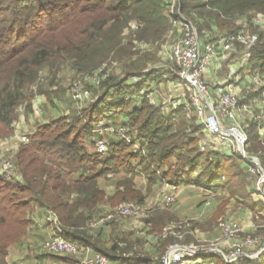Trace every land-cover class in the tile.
<instances>
[{"label": "trees", "instance_id": "obj_1", "mask_svg": "<svg viewBox=\"0 0 264 264\" xmlns=\"http://www.w3.org/2000/svg\"><path fill=\"white\" fill-rule=\"evenodd\" d=\"M168 1L0 0V134L10 130L21 106L30 116L40 95L56 107L57 101L66 103L60 92L52 90L55 74L61 69L70 67L78 75L90 76L104 64L116 61L114 68L118 70L113 75L108 67L106 79H101L99 85H88L91 93L100 95L96 102L80 112L71 110L68 115H56L31 127L29 142L23 143L15 156L20 179L0 176V264H15L7 260L10 247L33 223L29 215L35 206L54 211L59 217L60 233L105 254L109 264H161L168 249L180 242L177 233L159 236L178 220L174 213L156 210L138 232L107 228L111 224L119 227L113 222L91 227L103 202L145 200L134 178L128 176L119 179L116 199H107L102 180L111 173L139 168L150 186L191 182L185 180V174L196 175L200 186L226 187L232 197L244 201L248 198L253 178L247 160L221 151H201L203 126L194 116L189 117L186 106L173 110L177 118L172 120L149 98L138 95L150 88L149 83L168 78L167 71L160 73L150 67L159 61L156 56H137L134 51L136 41L154 44L165 38L172 26L171 15L165 11ZM178 1V9L186 17L199 21L204 38L221 30L236 33L247 19V28L257 40L246 67L253 65L264 76V24L255 26L250 20L251 15H264V0ZM132 25L138 28L130 29ZM129 29L131 33L126 36ZM44 70L50 73L49 81L36 90ZM134 76L141 80L133 82ZM263 91H257L262 100ZM136 93L132 99H125ZM258 110H263L264 116V108ZM102 118H117L113 123L131 129L143 150L135 151L132 145L113 141L108 153L98 154L93 127ZM250 119L254 120L248 119L247 131L252 125ZM262 128L264 123L257 128L258 136L248 131L246 151L258 156L264 166V149L262 154L255 152L257 142L264 147ZM249 206L264 210V202ZM50 255L64 259L60 254ZM203 260L232 264L220 254L205 252L191 264H203ZM234 264H264V251L259 261L241 257Z\"/></svg>", "mask_w": 264, "mask_h": 264}, {"label": "built area", "instance_id": "obj_2", "mask_svg": "<svg viewBox=\"0 0 264 264\" xmlns=\"http://www.w3.org/2000/svg\"><path fill=\"white\" fill-rule=\"evenodd\" d=\"M175 2L177 11L174 9ZM167 3V9L172 7L170 9L172 26L168 32L174 35V39L173 43L166 44L161 52L163 54L162 57L167 58V63H169V60H172L173 65L171 67L174 74L170 73L171 71H167L168 73L165 76L166 78L168 77V80H173L175 85H181L184 91L177 98L171 96L168 104L164 102L160 104L152 98L153 96L157 97V92L154 88L143 89L142 96L149 98L154 105L161 107L165 113L166 107H170V110H167V114L170 115L169 117L172 120H176L177 118L176 114H173V110L180 106H186L189 117L194 116L196 121L203 126V135L199 141L201 151H221L229 155H238L247 160L250 163L249 172L253 176L256 191L258 190L259 192H257L264 198V166L258 156L251 155L246 151L249 137L246 130L247 125L244 123L245 117L246 119L247 117H252L260 120L263 117V110L257 111V108H264V103L261 104L258 101L254 103L255 105H252L250 102L240 103V88L237 84V79L233 77L236 71L230 70L231 67L227 72L228 76L224 79H218L214 85L209 82L207 76V72L211 67H214L216 71L220 70L223 67L222 60L228 58L230 54L240 55L242 53L234 46L237 42L244 47L239 66L242 72L248 64L251 56L250 50L257 40V35L249 32L247 28L248 20L245 19L243 22L241 21L244 28L240 31L236 33H223V36L218 41L209 42L203 46L202 36L198 27L178 9L179 1L171 0ZM250 20L255 26H261L264 24V15H251ZM132 28L137 29L138 26L132 25ZM152 45L149 42L136 41L135 49L137 51H149ZM222 53H226V55L223 57ZM107 66H102L97 73L90 75L92 77L90 81L92 84H100L101 79L104 80L108 77L109 73H105V69L108 68ZM169 74L172 75L169 76ZM248 77L252 85L264 88V76L259 72L253 75L247 74L246 79ZM140 80L141 77L138 76L132 78L133 82H139ZM186 89L187 93L185 94ZM72 92L75 99H81L83 94H85L78 83L74 85ZM262 95L264 96V91ZM133 97L134 95H128L125 99L130 100ZM36 107L38 108V104H36ZM263 131L264 129L262 128L261 132L263 133ZM93 133L96 136L94 143L95 151L98 154L104 155L109 152V145H111L110 137L118 143L132 145L135 151L143 150V146L135 141V136L131 129L126 126H115L100 121L94 125ZM18 135L20 139L16 144L11 146L13 155L18 153L22 143L29 141L31 132L28 130L24 132L19 131ZM6 145L7 142L0 138V176L9 180L20 179L15 158L12 153L8 154L9 149H6ZM166 187L168 191L163 193L160 200L162 207L174 203L179 192L178 183L166 182ZM141 214L143 212L137 202L125 201L116 205L110 213L95 217L90 225L92 228H98L117 219L138 217ZM48 221L56 224L57 227L59 226V217L52 211L48 216ZM221 228L228 235H238L242 230L241 226L234 221H224L221 223ZM171 233L175 234L174 229H169L168 233L164 232L159 236L166 238ZM258 246L257 239L248 236L242 239L241 242L234 243L235 251L231 256L224 257L229 263H233L243 254V249L246 247L257 248ZM88 247L84 241L72 240L60 232L51 236L44 244V249L48 253L83 255L80 264L110 263L109 258L101 252L86 255L85 252H87ZM263 249L264 247L261 250ZM202 252L204 251L197 250L192 245L175 244L163 256L161 264H191L194 258Z\"/></svg>", "mask_w": 264, "mask_h": 264}, {"label": "rangeland", "instance_id": "obj_3", "mask_svg": "<svg viewBox=\"0 0 264 264\" xmlns=\"http://www.w3.org/2000/svg\"><path fill=\"white\" fill-rule=\"evenodd\" d=\"M172 9V7L170 8ZM170 9H165L167 14H170ZM175 11L176 10V2L174 6ZM172 20V17H171ZM191 20V19H190ZM192 21V20H191ZM193 22V21H192ZM198 28H201V24L199 21L194 20L193 22ZM132 29V26L131 28ZM130 29L126 31L125 35L128 36V33H131ZM249 30V29H248ZM249 32H252L249 30ZM209 35V34H208ZM201 39L203 41V46H205L209 42H216L223 36V30L219 32H210L209 38H204L203 35H201ZM174 35L170 34L168 32L164 39L161 41H158V43H154L152 47L148 50H141L137 51L134 48V51H137V56H142L145 54H151L156 56L157 63H155L152 67L154 70H158L160 73H164L165 71H171L170 73L174 74V71H172L171 65H173L172 60H169V63H167L166 59L162 57L163 47L166 44L173 43ZM209 39V40H208ZM127 41V38H126ZM236 48L243 53L244 47L240 45L238 42L235 43ZM241 53V54H242ZM241 54L239 56H241ZM226 53H222V56L224 57ZM235 60V54H230L228 58L222 60L223 67L220 70H217L216 74H219L221 76L220 79L226 78L228 75V71L230 68L231 60ZM115 63V64H114ZM67 65V64H65ZM108 65V66H107ZM109 67V73L110 74H117L118 70L114 68V66H117L116 61L112 64L106 63L103 65V67ZM232 70V69H230ZM236 73L233 75L234 78L237 79V84L240 88L239 93V100L240 103L250 102L252 105H255L254 103L258 101V103H264L262 98L257 94V91H260L261 88L256 87L252 85L249 81V77L246 79L245 74L253 75L257 73L258 69H256L253 65H248L242 73H238V70H236ZM51 77H54V74H51ZM242 75H244L242 77ZM56 77V84L54 87H52L53 91L60 92L61 95H63L68 103H71L72 109L75 111H81L85 107L89 106L91 103L96 102L100 95L90 93L88 85H99L98 83H91L92 77L90 76H83L78 75L74 70H72L70 67H65L60 70L59 73L55 74ZM238 77V78H237ZM50 78V73L46 70L41 73L39 77V81L37 86H35L36 90L38 86L45 84L47 85ZM178 83H180L178 80H176ZM234 81V80H233ZM175 82V83H177ZM211 84H215L216 81H209ZM79 84L81 90L85 92L83 94V97L81 99H75L73 97L72 89L75 84ZM150 88H154L157 92V97L153 96L152 98L159 102L160 104L162 102L167 103L169 102L171 96L177 98L181 96V94L184 91V88H182L181 85H175L173 80L168 79H162L158 82H151ZM214 87V86H213ZM149 88V89H150ZM89 92V93H88ZM138 93V92H137ZM134 94V96H137ZM143 90L138 93V95H142ZM187 93V89L185 90V94ZM61 96V97H63ZM147 96V95H146ZM263 96V95H262ZM144 97V96H143ZM151 98V99H152ZM37 99H41V105H38V108L35 107L34 112L27 116L25 114L24 106H21L19 108L20 115L19 118L13 123L10 130H7L4 134H0V138L5 140L7 142L6 149L8 148V154H11V146L13 144H16L18 142L19 138V131L24 132L25 130L30 131L31 127H36L35 125H38L39 123H42V121H39L35 119L36 115L39 119V113H41V107L43 106L44 110L46 107L49 109V118L53 119L55 115H60L62 112L64 115H68L65 109H63L62 105L59 104L58 111L54 112V105L50 104L47 100V98L43 95H40ZM61 102V101H60ZM258 105V104H257ZM42 109V110H43ZM38 110V111H37ZM69 110V113L71 112ZM167 110H170V107H166V113ZM36 114V115H35ZM35 120L33 124L30 121ZM246 119V117H245ZM244 123L248 126V117L245 120ZM254 120L250 119V129L248 131L252 134H255L258 136L257 128L259 124L264 123V116L257 120L253 118ZM100 121L106 122V118H102L94 123V125ZM113 122L117 121V118H112ZM247 131V132H248ZM96 136H94L95 139ZM113 139L110 137V143L112 145ZM29 142V141H28ZM23 144V143H22ZM21 144V145H22ZM258 149L255 151L257 154H262L264 147L260 145L258 142ZM20 145V147H21ZM109 145V147H111ZM95 148V143H94ZM20 149V148H19ZM13 155V153H12ZM16 154L13 155L15 158ZM16 163V162H15ZM250 171V170H249ZM130 173L128 174V176ZM185 180H190L191 182H184L182 184H179L178 188V194L176 201L166 207H162L160 205V200L163 196L164 192H167L168 189L166 185L162 183H157L156 185H149V182L145 180L146 183H143L140 180V175H134L133 173L130 176H133L134 178L137 176V186L140 187V189L143 192V195L145 197V200L142 203H138L142 209L143 214L138 217H132V218H124V219H117L113 223H115L117 226L121 225L123 228L115 227L114 225H109L107 228L113 230V231H126L127 233L131 232V229H140L143 227L144 220L151 217L153 212L156 210H164L169 213H174L177 217V221L171 222L167 227L164 228V230L160 233L169 231V229H174L175 233H177L180 242L177 244L190 246L192 245L197 250L204 251L205 253H217L221 256H231V254L235 251L234 243L241 242L242 239L245 237H254L257 239L259 246L257 248H251L246 247L243 249V254L237 259V261L241 257H248L250 259H254V261H259L261 254L263 253L264 249L261 250L264 247V210H253L249 204L250 203H261L264 202V198L261 194H259L256 191V185H254V180L251 181L250 185L248 186V192L249 196L248 198L244 200H240L242 198H236L232 197L230 195V192L226 187H218V188H207L200 186L196 184V175H190L188 176L185 174ZM20 178V176H19ZM253 178V176L251 177ZM118 175L114 174L109 175L103 180V184L106 187L107 190V199H116V190L118 183ZM261 192V191H260ZM156 197H160V199H155ZM125 201H134V200H120V201H114L111 203L108 200L107 208H104V210L100 213V215L110 213L113 211V209L118 205L119 203L125 202ZM263 211V212H262ZM33 212V211H31ZM98 215V216H100ZM28 217V216H27ZM97 217V216H96ZM224 221H234L237 222L241 226V232L238 235H228L224 233V231L221 228V223ZM49 223L50 228V235L52 233H55V230L57 229L54 223H51L47 220ZM112 223V222H111ZM134 226V227H133ZM34 223L30 224V226L27 227V231L24 233V235L21 237L20 240L17 242H14L13 245L10 247L9 255L7 256V259L9 262H13L15 264H80L82 256L83 255H72V254H60L62 259L59 258H51V253H48L44 249V242L48 238L47 233L42 230V228L38 231L41 235L34 236ZM95 229V228H94ZM127 229V230H125ZM179 229V230H178ZM177 230L179 232H177ZM37 231V230H36ZM43 235V236H42ZM49 235V236H50ZM190 235L189 241L188 239ZM169 236V235H168ZM33 237V238H32ZM43 238L41 242H39V239ZM261 250V251H260ZM259 252V254H258ZM63 255V256H62ZM197 258V257H196ZM194 258V260L196 259ZM226 260V258L224 257ZM227 261V260H226ZM236 261V262H237ZM228 262V261H227ZM233 262L232 264L236 263ZM229 263V262H228ZM203 264H215V262L209 263L208 261L203 260Z\"/></svg>", "mask_w": 264, "mask_h": 264}, {"label": "crops", "instance_id": "obj_4", "mask_svg": "<svg viewBox=\"0 0 264 264\" xmlns=\"http://www.w3.org/2000/svg\"><path fill=\"white\" fill-rule=\"evenodd\" d=\"M240 53V52H239ZM241 56H239L238 54H236L235 55V60L233 59V60H231L232 62L230 63V67H231V69L232 70H238V73L240 74V73H242L241 72V70H240V58ZM219 70V69H218ZM217 73V71H216V69L214 68V67H211L209 70H208V72H207V76H208V79H209V81H217L218 79H220L221 78V76L219 75V74H216ZM244 75H242V77L241 78H244L243 77ZM246 76H247V74H245V78H246ZM57 103V107L56 106H54V112L53 113H55V112H57L58 111V105L59 104H61L62 105V107H63V109H65L66 110V112L69 114V110H71L72 109V104L71 103H68L67 101H66V103L64 104V102L63 103H61V102H59V101H57L56 102ZM36 104H40L41 105V99H37V102H36ZM36 107V106H35ZM44 107L42 106L41 107V113H39V119H38V117H37V115H36V117H35V119H37V120H39V121H42L43 120V122H46V121H49V120H51L50 118H49V109L46 107V109L44 110L43 109ZM43 109V110H42ZM38 111V110H37ZM60 115H64V113L62 112ZM56 116V115H55ZM112 120V119H111ZM109 118L107 119L106 118V122H107V124H110V125H115V126H117L115 123H113V121H111ZM32 124H33V122H35V120L33 121V119H32V121H30ZM130 173V175L133 173L134 175H140V180L143 182V183H146L145 182V180L148 182V180H147V178L145 177V175H144V173L139 169V168H135V170H134V172L133 171H129V172H125V170L123 171V172H121V173H111V174H109V175H114V174H116V175H118V179H120L121 177H127L128 176V174ZM108 175V176H109ZM128 176V177H133V176ZM134 178V177H133ZM137 176L134 178V180H135V182L137 183L138 181H137ZM162 184H164V185H166V182H162ZM102 186L104 187V188H106L105 186H104V184H103V180H102ZM116 186H117V184H116ZM155 199H160V197L158 198V197H156ZM107 204H108V200L106 201V202H103V204H101V206L99 207V210H98V214L96 215V216H98V215H100V213L104 210V208H107ZM50 212L51 211H46V210H44V209H42L41 207H39V206H35V208H34V211L29 215V218L33 221V223H34V226H35V229H34V236L33 237H35V236H38V235H41L40 233H38V231L42 228V230H44L48 235H47V239L45 240V242L51 237V236H53L54 234H56L57 232H59V231H61V229L60 228H58V227H56L57 229L55 230V233L53 232L52 233V235H50V228H49V223L47 222V220H48V216H49V214H50ZM52 212H54V211H52ZM55 213V212H54ZM96 216H94L93 217V219L96 217ZM92 219V220H93ZM91 220V221H92ZM55 225V224H54ZM119 226H121V225H119ZM124 227V226H123ZM122 226L120 227V228H123ZM134 227V226H133ZM143 227H141L140 229L138 228V229H129V230H131V232H138L139 230H141ZM37 230V231H36ZM125 230H127V229H125ZM145 232V231H144ZM143 232V233H144ZM50 235V236H49ZM43 236V235H42ZM32 237V238H33ZM43 240V238H40L39 239V242H41ZM44 242V243H45ZM93 253H95L94 251H93V249L89 246L88 247V250H87V252H85V254L86 255H92ZM8 260V259H7ZM10 263V262H9Z\"/></svg>", "mask_w": 264, "mask_h": 264}]
</instances>
